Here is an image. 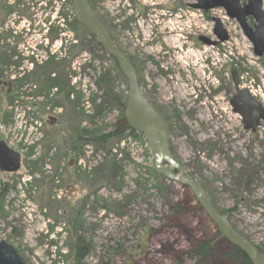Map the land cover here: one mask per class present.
Instances as JSON below:
<instances>
[{"label": "rangeland", "instance_id": "1", "mask_svg": "<svg viewBox=\"0 0 264 264\" xmlns=\"http://www.w3.org/2000/svg\"><path fill=\"white\" fill-rule=\"evenodd\" d=\"M65 7L66 49H61L62 56L51 68L64 70L69 85L70 81L79 85L83 129L103 127L104 133L117 132L124 107L117 106L114 98L127 99V79L118 63L77 22L72 0H66ZM182 9L181 22L185 27L192 23L197 33L209 27L208 22L213 25V17L222 19L232 39L221 55L216 56L214 50L213 58L224 64L236 62L245 86L256 90L264 105V56L254 55L239 24L223 9L213 10L209 16ZM55 51L60 52V41ZM136 62L139 64V58ZM227 72L230 75V68ZM104 74L110 77L112 92L102 82ZM104 102L105 110L97 115V106ZM31 108L23 102L12 105L6 97L0 102V139L22 156L17 173L0 172V240L14 246L26 264H237L227 257L228 241L219 238L218 228L191 190L155 172L154 153L142 133L133 136L126 131L112 138L105 149L101 144L83 143L78 162L82 176L76 177L65 171L67 160L57 156L63 147L62 130L69 131L71 123L63 121L53 129L46 124V109L42 118L36 114L37 119L32 120ZM68 109L66 104L61 114ZM65 114L70 116V111L62 116ZM79 120L76 117L72 126L79 125ZM207 129L193 135L186 146L183 158L191 161L187 174L204 186L215 208L235 229L264 253V121L254 135L243 129L242 139L233 145V155L220 144L222 124L212 122ZM34 147L33 158L30 149ZM215 148L227 154H217ZM249 173L255 177L247 187ZM77 238L82 239L80 245ZM201 241L210 242L211 249L198 259L191 251ZM79 248L86 253L81 259Z\"/></svg>", "mask_w": 264, "mask_h": 264}, {"label": "flooded vegetation", "instance_id": "2", "mask_svg": "<svg viewBox=\"0 0 264 264\" xmlns=\"http://www.w3.org/2000/svg\"><path fill=\"white\" fill-rule=\"evenodd\" d=\"M57 1L0 0V102L6 97L12 105L28 103L32 107V120L37 119L36 114L42 118L46 109V124L53 129L60 127L63 121L71 123L68 125L69 131L65 128L62 130L63 147L57 156L58 160H67L64 164L66 172L80 177L82 173L78 162L84 142L83 116L78 111L82 105V95L78 91L79 85L71 81L69 85L64 70L51 68L55 60L62 56L67 44L66 0H59L60 4ZM245 2L242 0L241 3ZM90 3L93 12L108 28L115 44L130 56L134 69L139 72L142 93L169 126L170 153L186 173L191 169V161L183 158L187 144L190 146L192 136L198 135V131H207V125L212 122L222 124L224 139L220 144L233 155V145L238 142L237 139H242L244 129L242 115L235 112L231 104L237 94L233 73L238 78L239 87L244 78L236 62L224 64L218 57L213 58V51H217L216 56L221 55L232 37L220 17H213L214 24L208 22L210 26H204L200 33L195 31L192 23L185 27V22H181L184 17L182 8H187L190 13L202 11L205 16L223 8L196 9L193 7L196 0H90ZM57 5H60L59 9ZM215 19H219L227 31V40L221 41L215 35ZM248 22L251 26L255 24L252 18H248ZM181 24L183 28H180ZM122 33L127 37L124 38ZM88 37L96 41L101 50L104 49L95 36L89 33ZM59 41L60 52H53ZM76 42L79 43V40ZM252 49L254 53L253 45ZM28 64L32 66L29 68ZM35 65L40 67L36 68ZM227 68L231 70L230 75ZM66 104L69 105L67 112L70 111V116H62L67 112L61 114ZM76 117L80 118L79 125L73 127ZM206 118L210 120L209 123H206ZM191 124L198 128L195 129ZM34 150L35 147L30 149L33 158ZM218 151L217 148L213 150L217 154H227ZM236 159L238 161V156ZM249 174L247 187L255 177ZM71 186L76 187L74 184Z\"/></svg>", "mask_w": 264, "mask_h": 264}, {"label": "water", "instance_id": "3", "mask_svg": "<svg viewBox=\"0 0 264 264\" xmlns=\"http://www.w3.org/2000/svg\"><path fill=\"white\" fill-rule=\"evenodd\" d=\"M193 5L196 9L211 10L223 8L231 19H235L243 34L254 47L257 57L264 55V9L263 0H196ZM72 6L77 22L83 29L95 36L105 51L113 57L127 79L128 92L123 108V118L117 121L116 131L127 126L131 130L142 133L147 139L151 151L154 153V170L159 176L179 183L183 188L191 190L195 200L215 224L220 233L219 238L227 240L239 248L249 258L251 264H264V253L235 229L230 220L221 214L214 206L212 196L197 180L192 179L172 157L169 150L171 133L164 117L142 93L139 78L134 69L130 56L117 46L108 28L93 12L90 0H72ZM248 18L255 22L251 26ZM215 35L221 40L228 39L227 31L222 27L219 19H215ZM235 85L237 94L231 101L235 112L243 117L244 129L256 132L264 121V106L249 90L239 87L235 72ZM166 163L167 165H164ZM21 167V155L8 147L5 141H0V170L15 173ZM176 171V172H175ZM0 264H26L18 250L0 240Z\"/></svg>", "mask_w": 264, "mask_h": 264}, {"label": "trees", "instance_id": "4", "mask_svg": "<svg viewBox=\"0 0 264 264\" xmlns=\"http://www.w3.org/2000/svg\"><path fill=\"white\" fill-rule=\"evenodd\" d=\"M99 45L102 46L101 43H99ZM102 48H103V46H102ZM102 50L104 51V49H102ZM114 62H115V64H117V62L115 60H114ZM109 78L110 77L107 74H104L101 79H102L103 83L105 82L107 84V86H108L107 89L108 90L110 89V92H112V89H111L112 84H111V81L109 80ZM124 98L122 99L120 97L117 100H116V98H114L115 104L117 103V106H119L120 108H123L125 101H126V99H124ZM105 106H106V102H104L100 106H97V115L102 114V112L105 110L104 109ZM91 119L93 120L94 117H92ZM126 131H129V134L133 135V136L137 134V132L129 129L126 126L121 128L117 132L112 131L110 133H104L103 127H101V128L99 127V128H97V130H91V131L83 129L82 130L83 142H84V144H86V143H90V144H94V145L95 144H101L103 146V148L104 147L106 148V147H109V143H110L112 138H114L116 136L119 137L121 134H123ZM116 165H117V163L113 164L114 167H116ZM115 169H117V168H115ZM162 190H163V187H160L159 191H162ZM171 209L174 212L175 211L178 212V207H176V206H172ZM79 238H77L78 239L77 240L78 245H80L82 243L81 242L82 239H79ZM210 249H211L210 242H204V241L198 242L195 245L194 250L191 251V256H195L198 259H203L209 254ZM81 251H82V249L79 248L78 249V259H81L86 254L85 252L83 253ZM227 257L229 259H231L232 261H235L237 264H251L249 258L243 252H241L239 249L232 247L229 242H228Z\"/></svg>", "mask_w": 264, "mask_h": 264}, {"label": "built area", "instance_id": "5", "mask_svg": "<svg viewBox=\"0 0 264 264\" xmlns=\"http://www.w3.org/2000/svg\"><path fill=\"white\" fill-rule=\"evenodd\" d=\"M245 86V85H244ZM250 90H251V92L254 94V95H256L257 96V92H256V90H253L252 88H249Z\"/></svg>", "mask_w": 264, "mask_h": 264}]
</instances>
